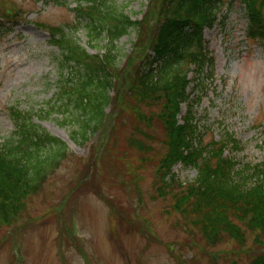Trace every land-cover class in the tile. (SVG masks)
Here are the masks:
<instances>
[{
    "label": "rangeland",
    "instance_id": "1",
    "mask_svg": "<svg viewBox=\"0 0 264 264\" xmlns=\"http://www.w3.org/2000/svg\"><path fill=\"white\" fill-rule=\"evenodd\" d=\"M78 2L0 0V146L18 130V112L34 115L39 129L68 150L42 190L26 201L19 220L0 226V264H251L264 257L259 230L244 228L243 245L226 237L212 246L175 210L180 182L195 181V169L176 166L174 189L159 191V162L167 153L159 109L142 108L140 115L149 122L136 121L134 102L125 94L130 72L150 52L144 42L155 33L158 0H112L148 32L134 47V31L114 43L120 56L114 76L120 80L112 96L121 98L89 142L74 140L75 129L63 124L60 113L43 114L52 112L59 96L62 68L53 36L76 28ZM224 2L226 25L206 28L204 37L216 59L217 79L193 111L205 146L231 135L242 146L238 151L229 146L230 158L257 164L264 160V43L246 37L242 3ZM73 35L92 55H103L110 44L104 35L91 49L85 26ZM187 112L183 107L179 119Z\"/></svg>",
    "mask_w": 264,
    "mask_h": 264
},
{
    "label": "trees",
    "instance_id": "2",
    "mask_svg": "<svg viewBox=\"0 0 264 264\" xmlns=\"http://www.w3.org/2000/svg\"><path fill=\"white\" fill-rule=\"evenodd\" d=\"M78 1L76 28L62 29L53 36L52 43L59 55L56 61L62 68L59 96L52 101V112L43 114L50 118L60 113L63 124L75 129L74 140L85 143L100 131L107 110L121 98L112 96L119 79L114 72L119 68L120 59L114 43L134 31V47L138 37L142 39L147 35L148 27L142 21H133L112 4V0ZM235 1H240L244 7L246 37L264 43V0ZM158 2L155 33L144 42L145 52H150L130 72L125 94L134 102L136 121L149 122L140 115L142 108L159 109L158 118L166 132L167 148L158 168L161 195L174 189L176 166L195 169V181L180 182L182 195L179 199L174 196L175 210L208 244L217 246L228 237L243 245L244 228L259 230L264 236V160L252 164L226 156L229 146L237 151L242 146L240 140L231 135L221 137L220 141L212 140L205 146L193 111L208 96L210 85L217 79L216 60L208 49L204 32L219 23L226 25V16L221 19L225 2ZM3 26L0 23V31ZM83 26L91 49L99 46L104 35L108 37L110 44L102 49L103 55L90 54L74 37ZM183 107L188 112L179 119ZM22 115L16 113L18 130L0 146V226H12L19 220L26 201L42 190L68 151L62 140L39 129L33 122L34 115L28 118ZM135 124L140 126L138 122ZM133 141L136 139L131 140L132 147ZM251 264H264V257L255 258Z\"/></svg>",
    "mask_w": 264,
    "mask_h": 264
}]
</instances>
